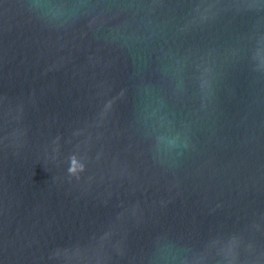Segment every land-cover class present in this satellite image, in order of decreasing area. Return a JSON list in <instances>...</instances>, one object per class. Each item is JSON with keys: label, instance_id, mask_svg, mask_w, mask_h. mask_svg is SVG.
Returning <instances> with one entry per match:
<instances>
[{"label": "water", "instance_id": "water-1", "mask_svg": "<svg viewBox=\"0 0 264 264\" xmlns=\"http://www.w3.org/2000/svg\"><path fill=\"white\" fill-rule=\"evenodd\" d=\"M0 264H264V0H0Z\"/></svg>", "mask_w": 264, "mask_h": 264}]
</instances>
